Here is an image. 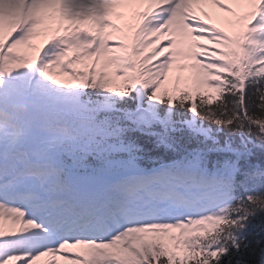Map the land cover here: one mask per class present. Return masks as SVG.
I'll use <instances>...</instances> for the list:
<instances>
[{"label":"snow or ice","instance_id":"obj_1","mask_svg":"<svg viewBox=\"0 0 264 264\" xmlns=\"http://www.w3.org/2000/svg\"><path fill=\"white\" fill-rule=\"evenodd\" d=\"M43 256L264 264V0H0V264Z\"/></svg>","mask_w":264,"mask_h":264},{"label":"rangeland","instance_id":"obj_2","mask_svg":"<svg viewBox=\"0 0 264 264\" xmlns=\"http://www.w3.org/2000/svg\"><path fill=\"white\" fill-rule=\"evenodd\" d=\"M9 221V220H8Z\"/></svg>","mask_w":264,"mask_h":264}]
</instances>
